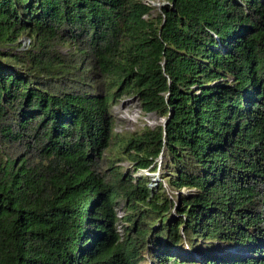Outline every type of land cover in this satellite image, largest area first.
Segmentation results:
<instances>
[{
	"label": "trees",
	"instance_id": "16d2710c",
	"mask_svg": "<svg viewBox=\"0 0 264 264\" xmlns=\"http://www.w3.org/2000/svg\"><path fill=\"white\" fill-rule=\"evenodd\" d=\"M150 9L0 0V264H138L144 249L186 264L185 240L200 264H264V0H168L158 21ZM118 85L164 120L117 133ZM119 153L149 168L165 154L171 185L191 188L177 215L161 181L112 165Z\"/></svg>",
	"mask_w": 264,
	"mask_h": 264
},
{
	"label": "rangeland",
	"instance_id": "374dc122",
	"mask_svg": "<svg viewBox=\"0 0 264 264\" xmlns=\"http://www.w3.org/2000/svg\"><path fill=\"white\" fill-rule=\"evenodd\" d=\"M150 3L151 9L148 13H145L144 15L146 17L154 18L158 21L159 14L162 10V5L166 3L168 0H145ZM22 44L18 45L14 48V50H22L24 47H26L29 44V36L28 34H23L21 36ZM57 49L61 51L63 54L70 56L72 55L71 51L74 49V43L71 41H62L56 44ZM76 54V52L73 53V56ZM75 58V57H74ZM85 61V60H84ZM119 85L115 86L114 89L118 90V93L114 99L110 102V110L112 114L115 117V126L114 130L119 133L120 135H129V134H136L139 133L141 130H143L146 126L154 127L157 123H160L164 120V116L160 115L159 111L157 110H145L142 100L139 97L138 93L135 91H123V87H120ZM98 90H100V87H98ZM155 160L157 161V167L156 168H149V167H137L136 163L132 158L128 157L126 153H119L116 156L113 157L112 163L109 164V166L112 164L113 166L116 165V167H119L120 170L123 171V173L126 172L132 174V176H135L136 178H133V180H137V176L144 175L149 178V180H152V186L154 189H157V185L159 184V181L162 182L163 188L162 190L165 191V193L174 200V204L170 207V210L167 211V213L170 216L177 215L178 209L177 204L179 201L177 200L181 193L188 192L191 188L188 186H182L181 188L173 187L168 180V175L170 170L165 168L167 158L165 154L158 155ZM109 166L106 168V171L109 170ZM125 175V174H123ZM148 180V184H149ZM115 208L117 215H119L117 220V228L120 233H125L126 229L124 228L127 224V220L124 218H121V214L126 212V204H125V198L122 195H119L116 198L115 202ZM159 221L155 220L152 222L153 227L158 225ZM125 230V231H124ZM150 241L148 240L146 244H150ZM205 239H201L199 243L203 245L205 243ZM220 243H216V247H213L214 252L224 253L226 251H237L240 253H244L243 251H247V248L245 246H240L236 244H231L227 242L219 241ZM192 250L189 249V243L185 240L179 244L174 245V250L177 252L176 254L181 258L182 260H186V264H200L201 258L204 257V255H199L197 251L199 252V249L196 247H192ZM189 249V250H188ZM186 251L189 252V254L193 255H187L185 254ZM190 260H196L190 262ZM138 264H154V262L151 260L150 255L147 252V249H144V257L138 262Z\"/></svg>",
	"mask_w": 264,
	"mask_h": 264
},
{
	"label": "built area",
	"instance_id": "2783aa9c",
	"mask_svg": "<svg viewBox=\"0 0 264 264\" xmlns=\"http://www.w3.org/2000/svg\"><path fill=\"white\" fill-rule=\"evenodd\" d=\"M30 39V38H29ZM149 185H151L152 186V180H149Z\"/></svg>",
	"mask_w": 264,
	"mask_h": 264
}]
</instances>
